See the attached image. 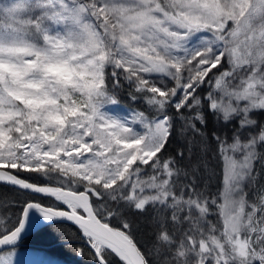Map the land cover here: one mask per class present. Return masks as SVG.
<instances>
[{"label": "snow or ice", "instance_id": "obj_1", "mask_svg": "<svg viewBox=\"0 0 264 264\" xmlns=\"http://www.w3.org/2000/svg\"><path fill=\"white\" fill-rule=\"evenodd\" d=\"M124 87L147 112L122 108ZM259 116L264 0H0V183L32 194L0 213V264L61 220L94 264H264ZM177 119L199 137L187 167L184 151L165 157ZM210 150L216 194L201 186ZM125 209L152 218L150 251Z\"/></svg>", "mask_w": 264, "mask_h": 264}, {"label": "trees", "instance_id": "obj_2", "mask_svg": "<svg viewBox=\"0 0 264 264\" xmlns=\"http://www.w3.org/2000/svg\"><path fill=\"white\" fill-rule=\"evenodd\" d=\"M130 90L124 87L120 93L121 96V106L122 108H132L145 110L147 112L149 106L146 104L143 98L138 99L133 103L128 98V92ZM258 119L264 123V116H259ZM213 127H218L215 121L209 117V123L207 131L210 132ZM182 121L177 119L176 130L171 137L170 143L165 153V157L175 156L178 152L184 151L185 159L182 162V166L187 167L189 165V151L190 147L195 150V156H201L199 137L196 138L194 144H189L186 139V135L182 134ZM214 148V146H211ZM204 165L200 168V174L202 177V188L204 191L211 192L213 194L218 193L221 188L223 171L222 165L214 150H210L206 156L203 157ZM206 165V167H205ZM256 168L260 170V165L257 164ZM27 175V174H25ZM34 175V174H33ZM258 180L264 182V170L260 171V176ZM32 194L17 190L9 185L0 184V213L7 215L4 212V206L12 205L13 202H23L30 199ZM52 198H45L44 203H53ZM81 211V209H79ZM126 212V218L131 224V234L137 241L139 247L143 251H150L152 248V235H153V220L148 214H137L135 212L129 211L127 209L123 210ZM210 219L215 222L217 217L215 215L211 216ZM109 223L116 226H120V217L116 216L111 218ZM81 230L72 222L57 221L55 223L47 224L36 229V231L27 234L19 245H32L40 246L44 251L56 258V261L63 262L64 264H94L93 254L86 243L78 241L82 238ZM44 244V245H40ZM83 249L84 254L79 255L76 249ZM110 251V250H109ZM156 253L153 251L152 256ZM150 258H152L150 256ZM109 264H123V261L119 259L114 253L108 255Z\"/></svg>", "mask_w": 264, "mask_h": 264}, {"label": "rangeland", "instance_id": "obj_3", "mask_svg": "<svg viewBox=\"0 0 264 264\" xmlns=\"http://www.w3.org/2000/svg\"><path fill=\"white\" fill-rule=\"evenodd\" d=\"M221 184H222L221 186L222 188L223 179ZM15 259L17 261V264H64L63 262H61V260L56 261V258H54L53 255H50L49 253L47 254L43 248L37 245L23 246L18 244L17 255Z\"/></svg>", "mask_w": 264, "mask_h": 264}, {"label": "water", "instance_id": "obj_4", "mask_svg": "<svg viewBox=\"0 0 264 264\" xmlns=\"http://www.w3.org/2000/svg\"><path fill=\"white\" fill-rule=\"evenodd\" d=\"M1 184V183H0ZM12 187V186H11ZM21 191H24V190H21ZM53 200H54V198H52ZM45 204H48V203H45ZM62 207L63 208H67V206L66 205H62ZM80 213H82L83 214V210L81 209V211L80 210H78ZM61 221H66V222H68V220H61ZM69 222H72V221H69ZM73 224H75L74 222H72ZM44 225H46V223H44V224H41L38 228H40V227H42V226H44ZM76 225V224H75ZM77 226V225H76ZM110 226H112V227H119V226H116V225H114V224H112V223H110ZM78 227V226H77ZM37 228V229H38ZM79 228V227H78ZM34 231H36V229L35 230H33V231H29L27 234H29V233H31V232H34ZM82 232V231H81ZM82 234V233H81ZM26 236V235H25ZM24 236V237H25ZM23 237V238H24ZM82 237H83V235H82ZM22 238V239H23ZM134 238V237H133ZM78 241H81V242H83V243H86V240H85V238L83 237V238H79V240ZM22 242V240L19 242V243H21ZM134 242L135 243H137V241H135V239H134ZM87 244V243H86ZM40 245H44V244H40ZM88 245V244H87ZM137 245H138V243H137ZM88 247H89V245H88ZM138 247H139V245H138ZM90 248V247H89ZM91 250V249H90ZM92 251V250H91Z\"/></svg>", "mask_w": 264, "mask_h": 264}]
</instances>
